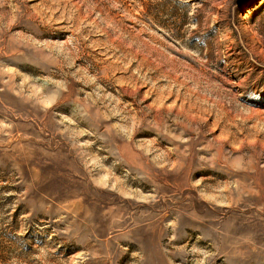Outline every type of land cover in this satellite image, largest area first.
Instances as JSON below:
<instances>
[{
    "label": "rangeland",
    "instance_id": "1",
    "mask_svg": "<svg viewBox=\"0 0 264 264\" xmlns=\"http://www.w3.org/2000/svg\"><path fill=\"white\" fill-rule=\"evenodd\" d=\"M0 264H264V1L0 0Z\"/></svg>",
    "mask_w": 264,
    "mask_h": 264
},
{
    "label": "bare ground",
    "instance_id": "2",
    "mask_svg": "<svg viewBox=\"0 0 264 264\" xmlns=\"http://www.w3.org/2000/svg\"><path fill=\"white\" fill-rule=\"evenodd\" d=\"M262 1H264V0H262Z\"/></svg>",
    "mask_w": 264,
    "mask_h": 264
}]
</instances>
